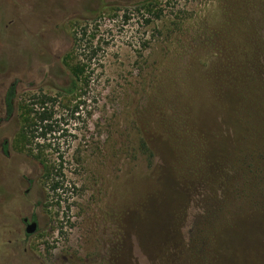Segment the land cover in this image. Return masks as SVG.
I'll list each match as a JSON object with an SVG mask.
<instances>
[{
    "label": "rangeland",
    "instance_id": "374dc122",
    "mask_svg": "<svg viewBox=\"0 0 264 264\" xmlns=\"http://www.w3.org/2000/svg\"><path fill=\"white\" fill-rule=\"evenodd\" d=\"M147 1L0 0V264H264L262 0Z\"/></svg>",
    "mask_w": 264,
    "mask_h": 264
},
{
    "label": "trees",
    "instance_id": "16d2710c",
    "mask_svg": "<svg viewBox=\"0 0 264 264\" xmlns=\"http://www.w3.org/2000/svg\"><path fill=\"white\" fill-rule=\"evenodd\" d=\"M153 2H154V0H148L147 2L144 3V7L147 9L148 13H153V8L155 7ZM247 2L249 3L250 6H252L253 2L250 3L248 0H247ZM255 5H256V3H255ZM252 11H253V9H252ZM256 11H257V14H254V15H251L248 12V18H247V26L250 27L249 24L255 25L254 34H250L252 36L251 38L254 39V42L259 41V43L257 42L254 44L251 42H246V46H247L246 55L247 56L245 59V64H246L245 67L248 69L249 72L251 71L252 75L255 72L254 66L252 63V62H254L253 57L255 56V58H257L258 56L264 55V0H262V3L260 4V6H258V7L256 6ZM249 30H250V28H249ZM247 39L250 40L249 37H247ZM70 71H71V75H72V80H71L70 87L68 88V92L72 94L77 90L79 81H81L82 77H84L86 74V65H83L80 63L76 66H72V67H70ZM247 79L248 80L246 82L248 83V85L249 86L252 85L251 79H249L248 77H247ZM14 98H15V85H13L9 89V91L7 93V97H6V108H7L8 117L11 116V114L14 110V108H13ZM49 101H52L51 98L44 97L38 102V104L41 106H44ZM32 114H33V110H29V114H28L29 117L27 118V121H26V127L29 129H34L38 125V123L33 122V120H31ZM51 119H52V113H47V112H43L35 118V120L36 121L39 120L40 123L47 122ZM45 136H46V134H42V137H45ZM36 159L38 161H40L42 164H44V160L42 158L36 157ZM45 169H46V167H45ZM54 169H55V167H53L52 170L54 171ZM51 176H52V171L50 172L48 170L47 177H46L47 181L48 182L51 181V190L53 192H56V191L60 190L61 185H60V182L56 181L55 177H51Z\"/></svg>",
    "mask_w": 264,
    "mask_h": 264
},
{
    "label": "flooded vegetation",
    "instance_id": "af4514ba",
    "mask_svg": "<svg viewBox=\"0 0 264 264\" xmlns=\"http://www.w3.org/2000/svg\"><path fill=\"white\" fill-rule=\"evenodd\" d=\"M12 87V86H11ZM10 87V88H11ZM9 91V90H8ZM8 93V92H7ZM7 93H6V97H7ZM6 97H5V107H6ZM14 101H15V98H14ZM14 101H13V108H14ZM15 109V108H14ZM13 112H14V110H13ZM13 112H12V114H13ZM6 113H7V108H6ZM12 114H11V116H12ZM10 116V117H11ZM10 117H8V114H7V119L8 118H10ZM3 149H4V153L6 154V155H8V148H7V145L6 144H4V147H3ZM27 220V222H25ZM33 222H37V221H35V219L34 218H24L23 219V225H24V227H25V232H26V230H27V227L31 224V223H33ZM38 224V223H37ZM39 227V226H38ZM27 234V233H26ZM28 235V234H27Z\"/></svg>",
    "mask_w": 264,
    "mask_h": 264
},
{
    "label": "water",
    "instance_id": "95a60500",
    "mask_svg": "<svg viewBox=\"0 0 264 264\" xmlns=\"http://www.w3.org/2000/svg\"><path fill=\"white\" fill-rule=\"evenodd\" d=\"M25 222H27V220ZM37 230H38V224L37 222H33L27 227L26 233L28 235H33L37 232Z\"/></svg>",
    "mask_w": 264,
    "mask_h": 264
}]
</instances>
